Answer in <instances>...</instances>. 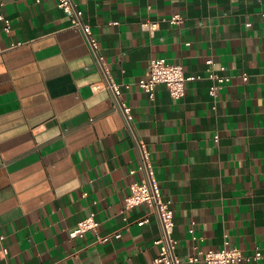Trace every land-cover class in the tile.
Instances as JSON below:
<instances>
[{"label": "crops", "instance_id": "0c3cea01", "mask_svg": "<svg viewBox=\"0 0 264 264\" xmlns=\"http://www.w3.org/2000/svg\"><path fill=\"white\" fill-rule=\"evenodd\" d=\"M77 2L174 201L180 256L229 237L250 255L238 264H264V0ZM1 13L12 29L0 19V264H155L157 215L123 211L143 177L136 139L111 90L94 89L104 74L84 36L58 0H0ZM153 57L203 78L182 97L159 83L152 98L138 82ZM210 57L232 75L216 108ZM92 213L98 228L73 235Z\"/></svg>", "mask_w": 264, "mask_h": 264}, {"label": "built area", "instance_id": "2783aa9c", "mask_svg": "<svg viewBox=\"0 0 264 264\" xmlns=\"http://www.w3.org/2000/svg\"><path fill=\"white\" fill-rule=\"evenodd\" d=\"M4 2V0H2ZM58 5L65 10L70 16L72 26L78 28L84 36L91 53L95 56L104 77L101 81L93 84L94 89H109L111 90L115 106L121 110L126 117L128 124L136 139L139 151V168L143 171V177L131 183V191L126 196L123 211H128L140 204H148L151 207V214L157 215L161 232L155 242L160 246V253L155 258V264H185L186 262L205 261L206 264H238L239 262L249 259L250 255L244 250L231 243L229 237L226 238L224 246L219 249H204L198 248L196 252L183 259L177 251L178 240L174 236L176 225L174 201L164 195L155 163L152 158V151L148 142L142 138L136 131L133 125V109L129 102L123 96V84L118 82L105 56L101 53L98 37L96 36L92 24L86 19L84 10L80 7L77 0H58ZM0 19L6 22V29H12V20L4 13L0 14ZM168 20L174 24H179L185 21V16L177 12L170 16ZM146 24L154 31L158 28V21L148 20ZM208 77L213 80L210 88V93L214 98L213 107L216 108L220 96V89L232 79V75L224 73L226 66L217 67V63L213 57L208 60ZM203 78L201 74H188L185 66L180 62L169 61L165 57H153L150 61L149 70L146 76L139 80V84L143 87L152 98H155L156 89L159 83H166L175 97H182L187 92V82ZM244 78L248 79L249 74L244 73ZM217 139L220 135L217 134ZM136 169H133V172ZM151 214H147L139 220L140 224H146L151 221ZM100 225V220L97 219L95 213L82 220L79 226L72 232L73 235L82 234L90 229H97ZM123 232L115 230L106 234H99L97 241L106 242L116 237H121ZM2 238L5 235H1ZM2 252L8 254L9 247L4 246ZM263 255L262 251L255 254L256 258Z\"/></svg>", "mask_w": 264, "mask_h": 264}]
</instances>
